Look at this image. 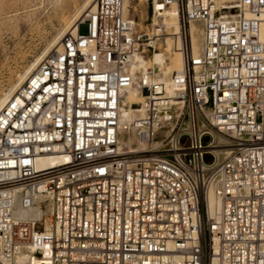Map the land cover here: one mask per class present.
<instances>
[{
	"label": "built area",
	"instance_id": "built-area-1",
	"mask_svg": "<svg viewBox=\"0 0 264 264\" xmlns=\"http://www.w3.org/2000/svg\"><path fill=\"white\" fill-rule=\"evenodd\" d=\"M160 2L177 7L184 60L167 82L132 66L165 47L154 1L142 29L124 0H96L0 110V264L23 251L48 264H264V0ZM131 86L145 92L127 127L138 146L121 147ZM47 154L57 164L38 169ZM39 195L42 221L15 214Z\"/></svg>",
	"mask_w": 264,
	"mask_h": 264
},
{
	"label": "rangeland",
	"instance_id": "rangeland-1",
	"mask_svg": "<svg viewBox=\"0 0 264 264\" xmlns=\"http://www.w3.org/2000/svg\"><path fill=\"white\" fill-rule=\"evenodd\" d=\"M72 2H83L82 14L95 0H0V92L7 89L11 78L15 79L29 63H33L35 57L39 55L40 58L51 46L57 44L60 36L71 29L79 18L77 16L71 22L65 16L70 13ZM149 2L150 0H129L127 5L130 16L135 18L138 27L142 29L150 26ZM159 7L169 6L159 0ZM147 16L149 18L146 20ZM64 25L66 26L63 27ZM163 49L170 54L174 50H167L166 45ZM129 133L131 132H125L124 136ZM224 138L229 140L227 135ZM41 204L46 216L48 203L44 201ZM37 258L40 264L46 263L45 257L37 255Z\"/></svg>",
	"mask_w": 264,
	"mask_h": 264
},
{
	"label": "bare ground",
	"instance_id": "bare-ground-1",
	"mask_svg": "<svg viewBox=\"0 0 264 264\" xmlns=\"http://www.w3.org/2000/svg\"><path fill=\"white\" fill-rule=\"evenodd\" d=\"M153 1H154V8H155V13L153 15L154 16L153 23L155 22L164 23L166 30H167L166 32L167 35L165 36L166 48L167 50L174 48V50L172 54L165 52V49L155 50L153 53H150V55L147 57H145V55H143L141 52H136L135 55L133 56L132 66L140 73H146L147 77H149L150 79H157L159 81L167 82L170 78L172 71L180 70L183 67V63H184L182 51L181 49H179L180 48L179 47L180 37H179V28H178L179 23H177V7L174 3H172L167 8H160L159 0H153ZM235 1H238V0H215L217 5L230 4L229 6H236V4H231ZM95 4H96V0L93 4H91L89 7L86 8V11H84L81 14V10L83 8L82 6L83 2H78V3L72 2L70 13H66L65 16L68 17L69 20L71 19V22H72L74 19H76L77 16L81 18L83 15H85V12H87L90 9H93L95 7ZM128 4H129V0H124L126 13L128 12L127 10ZM66 25H64L63 27H65ZM74 26H75V23L71 27V29L74 28ZM197 28L198 26L196 24L194 23L191 24L194 53L197 52L198 43H199L198 34L195 33V30H197ZM62 36H60V39ZM60 39L57 42V44L51 46L50 49L58 46L60 43ZM47 52H45L42 56H44ZM172 55H174L173 56L174 58L172 57ZM41 57L39 58V55L35 57L33 63H29L24 68V70L20 72V74L16 75L15 79L11 78V80H9L7 89L2 90L0 92V110L4 107L5 103L10 98V96L14 93L16 88L23 83L25 78L28 76L29 72L39 62ZM144 97H145V92H141L140 89H138L137 87L131 86L123 90V100H124L125 105L122 106L121 112H120L121 113L120 123H121L122 131H121L120 138H119V146L121 147L138 146L137 145L138 142L134 138L133 134L129 133L127 136H124V133L128 132L127 127L129 128L133 127L135 116L138 114V111H139V108H138L139 103L140 101L143 100ZM57 161L58 159L55 155H51V154L41 155L37 159L36 166L38 169H41L42 167H47V166L49 167V166L56 165ZM44 200L45 199L43 195H39L38 202L29 207L23 208L19 204H17V207L15 209V214L21 217H32V218L41 219L42 216L44 215V207L42 206L41 203L44 202ZM207 200H208L209 211L211 213H215L219 208V201L216 198L212 187H210V189L208 190ZM16 263L17 264H40L38 261L37 255L31 252H28V251H23L20 254H18L16 256ZM45 264H48L47 259H46ZM212 264H216L215 260H213Z\"/></svg>",
	"mask_w": 264,
	"mask_h": 264
},
{
	"label": "water",
	"instance_id": "water-1",
	"mask_svg": "<svg viewBox=\"0 0 264 264\" xmlns=\"http://www.w3.org/2000/svg\"><path fill=\"white\" fill-rule=\"evenodd\" d=\"M231 10H235L234 8H232Z\"/></svg>",
	"mask_w": 264,
	"mask_h": 264
}]
</instances>
